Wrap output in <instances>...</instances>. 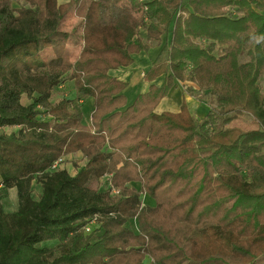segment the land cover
Returning a JSON list of instances; mask_svg holds the SVG:
<instances>
[{"label": "trees", "instance_id": "obj_1", "mask_svg": "<svg viewBox=\"0 0 264 264\" xmlns=\"http://www.w3.org/2000/svg\"><path fill=\"white\" fill-rule=\"evenodd\" d=\"M70 10L82 41L74 60L60 29ZM161 42L148 89L128 104L112 72ZM262 78L264 0H0V130H14L0 133V264H257ZM66 82L73 97L53 101ZM176 83L179 111L158 113ZM203 93L199 119L184 97ZM243 115L256 129L229 127ZM74 153V175L52 170ZM11 189L16 209L5 212Z\"/></svg>", "mask_w": 264, "mask_h": 264}, {"label": "rangeland", "instance_id": "obj_2", "mask_svg": "<svg viewBox=\"0 0 264 264\" xmlns=\"http://www.w3.org/2000/svg\"><path fill=\"white\" fill-rule=\"evenodd\" d=\"M68 0H58L59 3H65L67 2ZM14 4L16 6H19V5H26L24 2H21V3H18L17 1H14ZM77 18L74 16L73 14V11L70 10L67 15L64 17L61 25H60V29L62 31H65L67 33L70 34V37H69V40L67 42V45H66V48H65V55L71 59V60H74L76 59V57L78 56L81 48H82V41H81V37H80V28L77 26ZM76 28V29H75ZM75 30L73 33L72 30ZM142 36L144 35L143 32H141ZM164 43V41H162ZM160 43V44H153V47L152 48H155V53L157 54L158 51H160L161 49V46L163 45V43ZM41 57L45 60V61H49L52 57H53V53L51 51H44L42 54H41ZM156 57V56H155ZM163 57V56H162ZM160 57V59L162 58ZM113 75L116 76V73L115 72H112ZM137 77V76H136ZM134 77V78H136ZM136 79H139V78H136ZM135 82H127V87L126 89L124 90V94L126 96V102L127 103H130L132 102V100L134 99V97L139 94L141 92V89L139 87H135ZM260 85L262 87V89L264 90V78H262L260 80ZM199 95H202V103H205V104H209V97L207 95H205V93L203 94H199ZM73 97V87H72V84L70 82H66L62 88L56 90L55 94H53V101H58L60 98H72ZM194 101L196 102H200L198 101V99L196 98H193ZM22 101L24 104H26V102L28 101L26 97H23L22 98ZM83 121H85V118L83 119ZM88 123V122H87ZM229 127H235V128H238L240 130H243V131H248V130H253V129H256V124L254 123V121L252 120V118L249 116V115H243L241 117H239L238 119H236L235 121H233ZM14 130L13 129H6V130H0V133H11L13 132ZM72 155V156H71ZM73 163H79V164H82L83 161H82V156L80 153H74V154H70L66 157H64V167L65 169L68 170V172L70 174L74 173L75 170H74V167H73ZM103 183H92V187L95 188V189H100L102 190L103 189ZM136 189L139 188V185L136 184L135 185ZM39 192H40V185L39 183H37L35 180H34V183H33V197L36 199L37 196L39 195ZM3 204V209L5 212H12L16 209V205H17V201H16V195H15V191L14 190H9L8 191V197L3 200L2 202ZM142 205H144L142 203ZM135 224H130L129 227H132L134 229V226H132ZM261 260V259H260ZM149 260L148 259H145L144 263L145 264H148ZM257 264H264V258H262L261 261H259Z\"/></svg>", "mask_w": 264, "mask_h": 264}, {"label": "crops", "instance_id": "obj_3", "mask_svg": "<svg viewBox=\"0 0 264 264\" xmlns=\"http://www.w3.org/2000/svg\"><path fill=\"white\" fill-rule=\"evenodd\" d=\"M155 50H156L155 48H150L147 52H142L137 55H134V62L130 66L122 67L114 71L116 73V76L120 80L125 81L126 83L129 82V84L130 82L136 81L135 87L136 88L139 87L141 89L140 93L145 92L148 89L149 84L143 80V74L153 62L156 56ZM134 77L139 78V79H136ZM154 82L157 85H160L162 82V77L156 79ZM184 98H185L188 108L197 118L202 119L206 116L208 112V106L206 104L202 102H196L194 101L193 98L188 97V96H185ZM181 100H182L181 84L176 83L174 87L170 90L168 96L160 102L156 111L158 113L160 112L176 113L179 111ZM21 102L23 105H27L29 103V101H27L26 104H24L23 101ZM92 109H93V98L88 97L82 101L83 119L85 118V121L83 122L85 124L90 123V114L92 112ZM11 190H14V189H11ZM143 204L152 206L153 201L145 197L143 200Z\"/></svg>", "mask_w": 264, "mask_h": 264}, {"label": "built area", "instance_id": "obj_4", "mask_svg": "<svg viewBox=\"0 0 264 264\" xmlns=\"http://www.w3.org/2000/svg\"><path fill=\"white\" fill-rule=\"evenodd\" d=\"M57 169L66 170V171L68 172V170L65 169V167H64V158H60V159H58V160L54 163V165L52 166V170H57ZM68 173H69V172H68ZM74 173H75V172H74ZM74 173H72L71 175H74ZM110 188H111V192H112L113 194H116V193H117V191H116L112 186H110Z\"/></svg>", "mask_w": 264, "mask_h": 264}, {"label": "bare ground", "instance_id": "obj_5", "mask_svg": "<svg viewBox=\"0 0 264 264\" xmlns=\"http://www.w3.org/2000/svg\"><path fill=\"white\" fill-rule=\"evenodd\" d=\"M172 96V95H171ZM171 100V99H170ZM172 101V100H171Z\"/></svg>", "mask_w": 264, "mask_h": 264}]
</instances>
